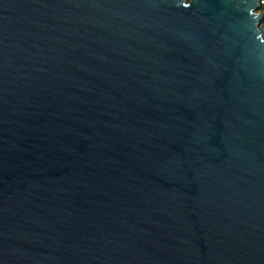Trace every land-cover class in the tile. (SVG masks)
I'll return each instance as SVG.
<instances>
[{"label":"water","instance_id":"95a60500","mask_svg":"<svg viewBox=\"0 0 264 264\" xmlns=\"http://www.w3.org/2000/svg\"><path fill=\"white\" fill-rule=\"evenodd\" d=\"M262 0H0V264H264Z\"/></svg>","mask_w":264,"mask_h":264},{"label":"built area","instance_id":"2783aa9c","mask_svg":"<svg viewBox=\"0 0 264 264\" xmlns=\"http://www.w3.org/2000/svg\"><path fill=\"white\" fill-rule=\"evenodd\" d=\"M264 5V0L261 1V9L259 10L260 12L262 11V13L264 14V9L262 8ZM262 25L264 26V19L262 21Z\"/></svg>","mask_w":264,"mask_h":264},{"label":"rangeland","instance_id":"374dc122","mask_svg":"<svg viewBox=\"0 0 264 264\" xmlns=\"http://www.w3.org/2000/svg\"><path fill=\"white\" fill-rule=\"evenodd\" d=\"M261 9V7L259 8V10ZM262 12V11H261Z\"/></svg>","mask_w":264,"mask_h":264},{"label":"trees","instance_id":"16d2710c","mask_svg":"<svg viewBox=\"0 0 264 264\" xmlns=\"http://www.w3.org/2000/svg\"><path fill=\"white\" fill-rule=\"evenodd\" d=\"M263 9H264V5H263V7H262Z\"/></svg>","mask_w":264,"mask_h":264}]
</instances>
